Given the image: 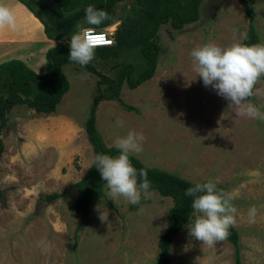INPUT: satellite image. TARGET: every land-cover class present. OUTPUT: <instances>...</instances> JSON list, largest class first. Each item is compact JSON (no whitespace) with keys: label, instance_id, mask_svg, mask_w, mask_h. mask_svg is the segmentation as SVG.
Masks as SVG:
<instances>
[{"label":"rangeland","instance_id":"rangeland-1","mask_svg":"<svg viewBox=\"0 0 264 264\" xmlns=\"http://www.w3.org/2000/svg\"><path fill=\"white\" fill-rule=\"evenodd\" d=\"M7 1L3 4L11 3ZM21 1L16 0L20 7H10L15 30L0 27V37L9 40L0 45V63L42 50L30 42L42 31L41 24L25 16L30 10ZM246 7L264 44V0H203L196 22L180 30L160 26L161 51L153 76L133 90L121 87L119 99L137 111L99 101L95 113L107 145L129 130L141 132L142 152L134 156L145 166L189 181L212 178L221 185L233 196L242 264H264V121L237 116L234 106L203 86L189 56L205 42L222 47L241 42L248 27ZM129 9L130 1L117 4L112 23L96 30L113 36ZM91 64L104 75L112 67L94 59ZM62 72L69 90L54 113L37 114L17 105L5 114L0 131V264H155L157 239L172 206L169 198L150 191L133 205L120 196L110 198L104 184V197L90 205L82 224L73 211L76 191L69 186L82 178L95 156L84 122L95 106L99 77L69 64ZM260 77L257 94L248 101L264 112V75ZM117 118L124 121L120 127ZM68 187L56 201H42ZM100 203L108 212L106 222L94 211ZM250 207L255 208L251 221ZM170 264H233L232 247L225 240L211 245L195 240L183 227L172 240Z\"/></svg>","mask_w":264,"mask_h":264},{"label":"trees","instance_id":"trees-1","mask_svg":"<svg viewBox=\"0 0 264 264\" xmlns=\"http://www.w3.org/2000/svg\"><path fill=\"white\" fill-rule=\"evenodd\" d=\"M130 1V9L120 19L114 32V44L98 47L93 59L103 63L111 62L108 74L100 73L91 61L81 67L68 59V39L78 27H92L84 23V8L92 4L108 13L109 19L96 29L112 23L117 4ZM203 0H32L21 1L41 23L43 33L55 45L46 50L44 74H37L24 62L12 59L0 63V131L3 129L8 113L17 105H24L37 114H52L58 103L69 90V82L62 72L65 65H72L90 75L98 76L95 106L92 107L84 122V132L95 154L117 155L114 146L105 143L96 124V105L99 101H116L128 111L137 109L126 105L119 99L123 85L133 90L149 80L155 71L157 57L161 51L158 30L161 25L169 24L180 30L184 25L192 24L199 18L200 4ZM30 3H33L31 5ZM78 4V6L76 5ZM248 20L247 32L241 42L260 43L259 36L252 23V11L245 8ZM261 79L259 77L257 81ZM256 81V82H257ZM256 83L254 84L255 88ZM251 97L248 98V100ZM0 139V155L2 153ZM134 168H143L147 173L150 191L161 197L169 198L172 206L167 212L165 231L157 239L158 256L155 264H170L172 240L193 218L191 197L184 195V190L196 181H189L177 173L156 167L145 166L137 157L130 156ZM205 180H201L203 182ZM104 184L93 163L82 178L69 187L74 188L76 196L73 211L80 216L82 224L88 216L90 205L104 197ZM68 188L60 193L42 197V201L51 203L66 195ZM218 189L223 190L221 185ZM224 239L232 247L233 264H242L240 260V234L233 225Z\"/></svg>","mask_w":264,"mask_h":264},{"label":"clouds","instance_id":"clouds-1","mask_svg":"<svg viewBox=\"0 0 264 264\" xmlns=\"http://www.w3.org/2000/svg\"><path fill=\"white\" fill-rule=\"evenodd\" d=\"M109 19L108 13L92 4L84 8V23L92 27H78L68 39V59L81 67L87 65L94 57L97 47L110 43L96 26ZM16 28V17L13 10L0 3V27ZM192 68L203 86L211 87L215 93L234 106L237 116L264 121V112L249 102L248 98L257 94L254 84L264 75V44H245L234 42L228 46H219L205 42L189 51ZM124 121L117 118L116 126ZM143 134L129 130L126 135L117 137L113 146L117 155L110 156L97 153L93 158V167L105 182L108 196L123 197L129 204L139 203L141 197L150 195V183L146 171L136 169L130 156L142 152ZM186 197H191L193 218L184 226L187 235L203 243L212 244L228 236V229L234 224L235 207L233 196L218 189L216 182L209 178L203 182L196 181L184 190ZM101 222H106L108 212L101 203L94 206ZM249 219L254 217L255 208L250 207Z\"/></svg>","mask_w":264,"mask_h":264},{"label":"crops","instance_id":"crops-1","mask_svg":"<svg viewBox=\"0 0 264 264\" xmlns=\"http://www.w3.org/2000/svg\"><path fill=\"white\" fill-rule=\"evenodd\" d=\"M3 1H7V0H0V3H3ZM7 2L8 3L11 2L8 6L12 7V8H15L16 5L19 6V7L21 6L19 3H16V0H9ZM27 13H28V15H27ZM25 16L27 18L31 19L32 23L38 24V22H37L38 20L33 16V14L31 12H27L26 11ZM41 27H42V25H41ZM8 41L9 40H6L5 38L0 37V45L4 46L6 44L5 42H8ZM13 42H16V41L14 40ZM30 42L31 43L34 42V44L36 45L35 48L37 46L42 48V50L39 48L41 50L40 53H36V52L30 51V52L23 53L20 56L19 55H15V56H16L17 59H20L22 62L25 63V65L28 68H30L31 70H33L37 74H44V72H45L44 71V67H45L44 55H45V52H46L47 49L53 47L55 45V42L51 41V40H48L45 37V35L43 33V27H42V31L41 32L39 30V35H37V37L32 39ZM5 48H6V46H5Z\"/></svg>","mask_w":264,"mask_h":264},{"label":"built area","instance_id":"built-area-1","mask_svg":"<svg viewBox=\"0 0 264 264\" xmlns=\"http://www.w3.org/2000/svg\"><path fill=\"white\" fill-rule=\"evenodd\" d=\"M96 31L99 32V30H96ZM102 32H103V34H104V36H105V39H106V40H109V41H111V42H110V43L103 44V45H101V46H99V47L112 46V45L114 44V37H113L112 35H110V34H107V33L104 32V31H102ZM97 48H98V47H97Z\"/></svg>","mask_w":264,"mask_h":264},{"label":"bare ground","instance_id":"bare-ground-1","mask_svg":"<svg viewBox=\"0 0 264 264\" xmlns=\"http://www.w3.org/2000/svg\"><path fill=\"white\" fill-rule=\"evenodd\" d=\"M7 6H8V5H7ZM23 36H24V35H23ZM27 36H28V35H27ZM23 39H24V38H23ZM23 43H25V42H23ZM33 43H34V42H33ZM17 44H18V43H17ZM17 44H16V45H17ZM28 44H29V43H28ZM5 45H6V44H5ZM24 45H25V44H24ZM24 45H23V46H24ZM37 45H38V44H37ZM23 46H22V47H23ZM16 47H17V46H16ZM32 48H33V47H32ZM9 49H10V48H9ZM28 50H31V49L28 48ZM28 50H27V51H28ZM17 51H18V50H17ZM20 52H21V51H20ZM21 53H22V52H21Z\"/></svg>","mask_w":264,"mask_h":264}]
</instances>
